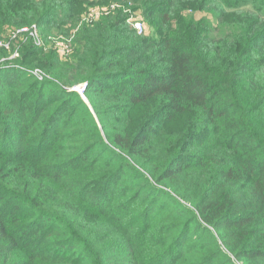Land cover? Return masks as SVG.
Here are the masks:
<instances>
[{
    "label": "trees",
    "instance_id": "trees-1",
    "mask_svg": "<svg viewBox=\"0 0 264 264\" xmlns=\"http://www.w3.org/2000/svg\"><path fill=\"white\" fill-rule=\"evenodd\" d=\"M94 1L158 37L107 10L59 56L11 33L90 0H0V264H264V0Z\"/></svg>",
    "mask_w": 264,
    "mask_h": 264
},
{
    "label": "rangeland",
    "instance_id": "rangeland-1",
    "mask_svg": "<svg viewBox=\"0 0 264 264\" xmlns=\"http://www.w3.org/2000/svg\"><path fill=\"white\" fill-rule=\"evenodd\" d=\"M116 9L121 10L122 14L126 17V19L129 18L131 20L141 21L143 24L142 25L143 26V32H142L143 35H149L152 38L158 37V34L155 32V30L153 28H151L150 25L143 20V17L140 14V12L138 10H134L131 7V5H125V4H122L120 2H115V1H110L107 3H98L94 0H90V3L87 4L85 6V8H83V11H80L78 16L66 25V29H67L66 33H63V31H60L63 29H59V28L52 30L51 31L52 33L49 32L50 34H48L46 36L41 35L38 28H37V33H38L39 37L42 39V42L44 45H46V43L44 42V37H47L46 40L52 46V48L57 53V55H59V56L71 55L73 53V49L75 46V41L73 39H74L75 34H78L80 27L83 24L91 26L100 17L105 16V14H106L105 12L107 10H110V12H112L113 10H116ZM187 12L190 13V10L189 11L187 10ZM209 19H210L209 23L211 25L210 34H211V36H213L215 38L231 34L235 31L234 30L235 28H233L232 26H226V25L218 24V22L213 17L211 18L209 16ZM126 23H128V22L126 21ZM227 32H229V33L227 34ZM42 34H47V33H42ZM19 35H23V33H20ZM6 43H8L7 48H9V42H6ZM34 45L36 47H39V45H36V44H34ZM47 46L49 47V45H47ZM15 59H18V62L25 61L26 63H30L33 61V59H31V58L27 59V58H23L22 56L20 57L19 53L16 52V50L13 51L10 54V56L8 57V60L13 61ZM34 70L41 71L39 68L32 69L31 71L33 72ZM41 72L44 73L43 71H41ZM46 75L47 74H44V76H46ZM81 85L85 86V83H79L73 87V89H75L79 94H81L82 92H81V90H78L77 88ZM81 97H82L83 101L87 104L88 108L92 111L93 117L97 121V125L100 128V126H101L100 122L98 121L96 114L93 112V109H92V106H91L89 100L83 94H81ZM105 123H107L109 125L108 126L109 130H113L117 127L118 120H117V118H112V119L106 120ZM100 130L103 131L102 128ZM235 264H240V263H235Z\"/></svg>",
    "mask_w": 264,
    "mask_h": 264
},
{
    "label": "built area",
    "instance_id": "built-area-1",
    "mask_svg": "<svg viewBox=\"0 0 264 264\" xmlns=\"http://www.w3.org/2000/svg\"><path fill=\"white\" fill-rule=\"evenodd\" d=\"M108 12H110V10H108ZM108 12H105L106 14ZM126 21L129 23V25L136 31V33L138 35L142 34L143 32V24L141 21H136V20H131V19H126ZM28 33V36L32 39V41L34 42V44L41 46L43 44L42 39L39 37L38 33H37V28L35 25H31L29 27H22L19 29H16L15 31H13L11 33V38L16 37L17 35H19L20 33ZM8 47V43L6 42H2L0 41V47ZM33 74H35L37 76L38 79H42V77L44 76V74L39 71V70H34ZM84 85L79 86L77 89L81 90V92L83 91Z\"/></svg>",
    "mask_w": 264,
    "mask_h": 264
}]
</instances>
